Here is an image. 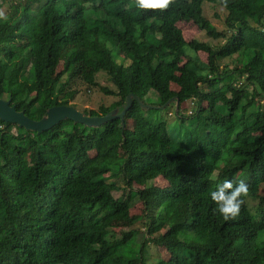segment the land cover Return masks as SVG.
Listing matches in <instances>:
<instances>
[{
	"label": "trees",
	"instance_id": "trees-1",
	"mask_svg": "<svg viewBox=\"0 0 264 264\" xmlns=\"http://www.w3.org/2000/svg\"><path fill=\"white\" fill-rule=\"evenodd\" d=\"M209 2L227 10L221 28ZM5 5L0 98L39 120L75 98V76L97 86L104 72L119 99L84 113L133 102L100 126L67 118L38 133L0 120V264H264V0ZM190 22L223 42L185 36ZM224 179L249 189L229 220L209 195Z\"/></svg>",
	"mask_w": 264,
	"mask_h": 264
},
{
	"label": "rangeland",
	"instance_id": "rangeland-1",
	"mask_svg": "<svg viewBox=\"0 0 264 264\" xmlns=\"http://www.w3.org/2000/svg\"><path fill=\"white\" fill-rule=\"evenodd\" d=\"M205 10V16L216 26L221 28L223 26V20L225 19L227 15V10L222 7L219 3H206L204 6ZM7 11V5H5L1 12L2 14L6 13ZM180 28L183 31V34L187 37H194L197 39H201L203 41L210 40L211 45L216 46L218 43H222L223 40H211L209 37L206 35L205 31L201 30L195 23H185L181 24ZM109 48L111 49L113 55L116 53L117 49L116 46L112 43H108ZM70 47H67L60 59V65L58 66L57 71L60 72L64 65H63V56L66 51L69 50ZM198 55L203 61H207L208 59V54L202 50L198 51ZM117 61L120 63H128V60L124 58V55H120L117 58ZM224 61H231L230 59H225ZM66 78L63 77V81H65ZM97 86H89L88 84H85L82 82L79 76L74 77V82L70 83L71 88L78 89V94L75 96L74 99L70 102V104L74 105V107L77 108L78 111L82 112L84 115L85 114L83 110H98L101 106H109L111 105L114 101H117L119 99V96L116 95H108L105 93V91L102 89V87H107L108 89L116 91V86L113 82L109 80V77L106 73L101 72L97 75ZM34 96V93L32 94ZM31 97V95H30ZM29 97V98H30ZM118 112V110H117ZM33 152L29 151L27 155V159L30 160L33 158ZM165 181L162 178L157 179L158 184H162ZM117 185H119L117 183ZM261 192L264 193V185L262 186ZM122 191H116L114 194L116 197H118ZM252 205H254V201L252 202ZM139 210H142V207L138 208ZM139 211V213L141 212ZM133 213L138 212L137 210H133ZM139 225V226H138ZM136 227H140V224L135 225ZM129 229V226H123L121 229L115 227V230L117 232H120L122 230H127ZM155 251L156 249L153 248ZM158 254L160 256H166L168 253L165 251L163 247L159 248Z\"/></svg>",
	"mask_w": 264,
	"mask_h": 264
},
{
	"label": "water",
	"instance_id": "water-1",
	"mask_svg": "<svg viewBox=\"0 0 264 264\" xmlns=\"http://www.w3.org/2000/svg\"><path fill=\"white\" fill-rule=\"evenodd\" d=\"M132 101V96L129 95L127 97V103L120 113L117 112L118 109L116 108L104 116L84 115L72 106L56 105L51 107L47 111V115L42 119L34 120L28 117L24 110L18 111L15 105H11V98L7 100L0 98V120L9 123H17L20 127H24L27 130H34L38 133L49 130L54 125L67 118L89 126H100L117 117L123 119L124 115L131 107Z\"/></svg>",
	"mask_w": 264,
	"mask_h": 264
},
{
	"label": "clouds",
	"instance_id": "clouds-1",
	"mask_svg": "<svg viewBox=\"0 0 264 264\" xmlns=\"http://www.w3.org/2000/svg\"><path fill=\"white\" fill-rule=\"evenodd\" d=\"M130 1L133 3V7L136 8L137 10H157V9L164 10V9H167L171 3V0H130ZM2 8L3 6L0 9V16L5 17L7 15V11L6 13L2 14L1 12ZM3 99H6V97H4ZM11 105H14V104L11 103ZM67 105L74 107V105L72 104H67ZM74 108L77 109L76 107ZM18 111H21V110H18ZM118 113H120L119 109H118ZM248 190H249L248 185L243 180H240L239 182H236L235 184L232 180H229V179H224L223 181L216 183L214 190H211L209 193L210 199L215 205L214 210L218 212L219 215L222 216L224 220H229L231 218H234L235 216L239 214L241 205L243 203V198L248 194Z\"/></svg>",
	"mask_w": 264,
	"mask_h": 264
}]
</instances>
